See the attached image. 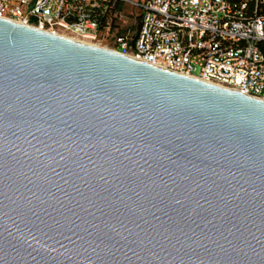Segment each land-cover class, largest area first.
Segmentation results:
<instances>
[{"label":"water","instance_id":"1","mask_svg":"<svg viewBox=\"0 0 264 264\" xmlns=\"http://www.w3.org/2000/svg\"><path fill=\"white\" fill-rule=\"evenodd\" d=\"M0 264H264V102L0 19Z\"/></svg>","mask_w":264,"mask_h":264},{"label":"built area","instance_id":"2","mask_svg":"<svg viewBox=\"0 0 264 264\" xmlns=\"http://www.w3.org/2000/svg\"><path fill=\"white\" fill-rule=\"evenodd\" d=\"M0 19L264 102V0H0Z\"/></svg>","mask_w":264,"mask_h":264},{"label":"bare ground","instance_id":"3","mask_svg":"<svg viewBox=\"0 0 264 264\" xmlns=\"http://www.w3.org/2000/svg\"><path fill=\"white\" fill-rule=\"evenodd\" d=\"M70 40H72V41H74V42H77V43H80V44H84V45H87V46H91L90 44H88V43H85V42H80V41H78V40H75V39H70ZM92 47V46H91Z\"/></svg>","mask_w":264,"mask_h":264}]
</instances>
